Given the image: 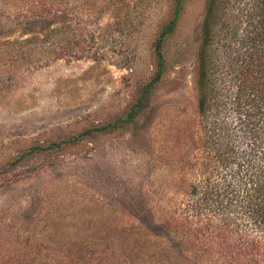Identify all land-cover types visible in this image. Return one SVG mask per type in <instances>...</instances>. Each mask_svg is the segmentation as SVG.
I'll return each mask as SVG.
<instances>
[{
    "label": "rangeland",
    "instance_id": "obj_1",
    "mask_svg": "<svg viewBox=\"0 0 264 264\" xmlns=\"http://www.w3.org/2000/svg\"><path fill=\"white\" fill-rule=\"evenodd\" d=\"M206 1L186 0L168 70L128 119L173 0H0V264H264L245 217L205 233L228 215L194 207L228 172L198 111Z\"/></svg>",
    "mask_w": 264,
    "mask_h": 264
},
{
    "label": "trees",
    "instance_id": "obj_2",
    "mask_svg": "<svg viewBox=\"0 0 264 264\" xmlns=\"http://www.w3.org/2000/svg\"><path fill=\"white\" fill-rule=\"evenodd\" d=\"M185 2L173 0L172 17L152 40L156 68L143 84L128 119L149 100L168 70L166 44L179 27ZM200 28L195 79L198 111L212 161L228 172L220 178L223 182H213L208 176L201 188L196 185L192 192L199 199V207L194 204L199 209L196 215H201L204 201L228 215L216 222L215 215L206 216L205 233L234 224L236 219L229 214L245 217L248 225L240 240L259 249L264 245L260 239L246 238L256 230L264 237V0H207ZM88 132L91 129L80 136ZM62 143L54 140L47 148L60 149ZM235 226L240 229L239 223Z\"/></svg>",
    "mask_w": 264,
    "mask_h": 264
}]
</instances>
